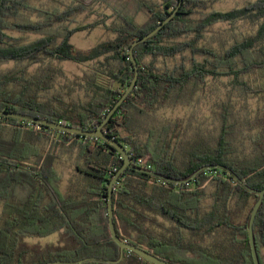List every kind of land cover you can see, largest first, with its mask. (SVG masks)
<instances>
[{"label": "trees", "instance_id": "1", "mask_svg": "<svg viewBox=\"0 0 264 264\" xmlns=\"http://www.w3.org/2000/svg\"><path fill=\"white\" fill-rule=\"evenodd\" d=\"M99 1L71 0V4L84 8ZM180 2L144 5L149 14L144 24L134 15L115 11L122 21L118 29H109L115 38L83 51L71 43L81 28L55 27L70 21L76 9L45 11L31 0H0V66L38 65L30 73L0 70V109L82 130L97 129L133 81L132 45L163 23ZM205 7L204 0H182L174 18L134 49L139 68L136 87L103 131L126 147L132 163L145 170L189 180L203 167L212 169L176 184L127 168L114 185V224L122 241L172 264H255L248 224L259 196L216 166H226L249 187L264 190V116L254 132L240 131L233 107L226 104L217 132L208 130L203 138L196 131L188 145L179 138V122L158 121L164 109L191 105L208 77L238 78L256 72L260 83L251 92L264 96V0L201 16ZM242 19L259 22L254 36L221 51L201 45L213 26ZM13 31L41 37L20 44L8 34ZM186 53L188 63L159 66L161 60ZM56 61L91 65V74L79 83L87 97L80 104L63 98L60 91L70 97L64 87L57 90L58 79L66 76L54 66ZM247 143L251 153L240 158ZM123 164L122 156L103 140L0 116V264L118 260L120 248L112 240L108 199L110 182ZM63 165L73 170L65 188ZM254 234L264 264V200ZM50 236L58 240L32 241ZM120 264L151 263L125 251Z\"/></svg>", "mask_w": 264, "mask_h": 264}, {"label": "rangeland", "instance_id": "2", "mask_svg": "<svg viewBox=\"0 0 264 264\" xmlns=\"http://www.w3.org/2000/svg\"><path fill=\"white\" fill-rule=\"evenodd\" d=\"M206 7L201 9L203 14H209L213 11H230L241 9L251 2L257 0H204ZM31 3L38 9L45 11L59 10L58 12L70 11V8L76 9L70 15V21H64L63 24L56 23L55 27L67 26L68 28H81L82 31L76 33L71 43L79 50H89L96 45L115 38V33L109 29H118L122 26V21L118 18L115 11L134 15L139 24H144L149 19L148 10L144 5L153 6L159 3V0H101L88 7L81 8L71 4V0H31ZM199 17V15H197ZM37 20L36 16L31 17ZM260 28L259 22L253 23L250 19H242L233 23L217 24L209 29L202 38L201 45L215 48L221 51L223 48H228L236 41H242L245 38L254 36ZM9 35L18 40L20 44L30 43L41 37V34L32 32H9ZM190 54L178 56L175 59L168 61L161 60L159 66L170 67L182 61L189 62ZM201 60L202 57H199ZM26 64L10 62L0 66V70L4 71H25ZM55 67L62 69L65 73V78L58 79L57 90H62L70 94L66 95L64 91H60L65 100L71 98L75 103L80 104L86 100L85 92L81 89L79 83H82L87 75L91 74V65H78L73 62H54ZM38 65L28 66L27 73L33 72ZM260 83L257 73L250 75H242L238 78L224 77L213 78L208 77L201 91L198 92L195 101L191 105L179 106L176 108L164 109L158 121L179 122L181 138L183 145H188L193 140V134L201 132V136L206 138L208 130L215 134L220 126L219 116L223 113V107L231 105L235 121L239 124L240 131L254 132L258 125L259 119L264 116V96L255 95L251 92ZM69 88H71L69 90ZM236 129L239 131V129ZM247 149L240 153V158H244L246 154L251 153L249 144H246ZM183 151L177 154L178 158L183 157ZM63 174L62 186L65 188L72 178L73 170L68 165L61 167ZM23 191H20V196H24ZM1 213V208H0ZM58 237L50 236L40 242L42 244L56 242ZM264 260V248L262 249Z\"/></svg>", "mask_w": 264, "mask_h": 264}, {"label": "water", "instance_id": "3", "mask_svg": "<svg viewBox=\"0 0 264 264\" xmlns=\"http://www.w3.org/2000/svg\"><path fill=\"white\" fill-rule=\"evenodd\" d=\"M181 5H182V0L179 4L178 8L172 14H170V16L163 23H161L151 33L147 34L146 36H144L140 40L134 42V44L132 45V48L130 49V56H131L132 62H133L134 67H135V74H134L133 81H132L131 85L129 86V88L127 89V91L125 92V94L116 103V105L112 108V110L107 115L104 122L97 129H95V130H82V129H78L75 127L67 126V125L62 124V123H57V122L46 120V119L35 118L33 116L25 115V114H21V113L3 111L0 109V116H4L7 118H12V119H16V120H21V121H27L29 123H34V124H37L40 126L49 127V128L58 130L60 132H66V133L79 135V136H85V137H94V138L103 140L104 142H106L107 144L112 146L122 156L123 161H124L122 168L117 172V174L113 177L112 181L110 182L109 199H108L109 227H110L111 234H112V240L114 242H116L120 248L119 259L116 261H112V260H105L102 258H89V259H86V260H83L80 262L57 261V262H50V263H46V264H83V263L88 262V261H98V262H103V263H108V264H120L124 259L125 251L132 253V254H135L139 258H141V259H143V260H145L151 264H172L170 262L164 261V260L152 255L151 253H149V252H147V251H145L139 247H136L130 243L122 241L119 238L117 231H116V228H115V224H114V211H113V203H112L114 185L117 182V180L120 178V176L125 172V170L127 168H132V169L137 170L139 172L146 173V174H148L154 178H157V179L165 181V182L182 184V183H186V182L190 181L191 179L196 178L201 172L212 169V166H206V167L199 169L192 176V178L189 180H175L172 178H168V177L163 176L161 174H158L154 171H148V170H145L143 168L135 166L132 163V160L130 158V155L127 152L126 147H124L121 143H118L116 140L112 139L110 136H108L106 133H104L103 129L109 123L110 119L113 117V115L118 110V108L126 101L128 96L131 94V92L136 87L137 80L139 77V68H138V65L136 63V59L134 57V49L137 46L144 44L148 40L154 38L161 31V29L174 18V16L179 11ZM216 168H219V169L225 171L227 174H229L246 191L259 196V199L256 202V204H255V206L251 212L250 218H249L248 236H249V242H250V246H251V250H252V256L254 259V263L255 264H261L259 254H258V251L256 248L254 224H255L257 214H258L261 206L263 205L264 190L259 191V190H256V189L249 187L244 181H242V179L232 169H230L226 166L219 165V166H216Z\"/></svg>", "mask_w": 264, "mask_h": 264}, {"label": "built area", "instance_id": "4", "mask_svg": "<svg viewBox=\"0 0 264 264\" xmlns=\"http://www.w3.org/2000/svg\"><path fill=\"white\" fill-rule=\"evenodd\" d=\"M141 162V160L139 161V163Z\"/></svg>", "mask_w": 264, "mask_h": 264}]
</instances>
